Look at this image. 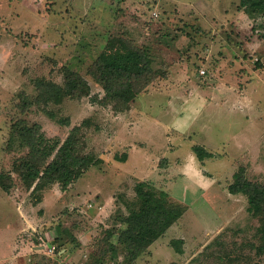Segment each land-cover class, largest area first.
I'll return each instance as SVG.
<instances>
[{"label":"rangeland","instance_id":"obj_1","mask_svg":"<svg viewBox=\"0 0 264 264\" xmlns=\"http://www.w3.org/2000/svg\"><path fill=\"white\" fill-rule=\"evenodd\" d=\"M114 38L125 41L116 46L149 56L150 71L132 81L138 89L132 101L154 102V115H161L136 134L143 143L132 150L124 144L134 122L123 114L131 106L116 94L128 81L96 62ZM66 69L89 83L90 93L57 102L52 83L65 84ZM217 83L248 86L242 96L248 115L231 121L235 115L224 112L211 128L221 142L229 137L216 151L231 153L205 158L207 186L195 180L194 170L191 177L172 172L163 181L173 153L164 130L181 112L173 105L162 114L158 104L174 99L178 105L192 84ZM85 119L78 144L97 161L66 188L57 181L33 192L14 170L30 149L15 132L40 124L46 136L63 142ZM191 135H184L186 142ZM1 173L0 264L20 253L15 264L127 263L129 252L117 241L119 216L128 213L141 182L167 192V201L182 199L186 210L132 264H264V212H250L248 196L230 189L239 178L264 185V11L242 0H0ZM112 196L113 209L99 217ZM82 230L89 234L80 240ZM57 237L65 243L60 246Z\"/></svg>","mask_w":264,"mask_h":264},{"label":"trees","instance_id":"obj_2","mask_svg":"<svg viewBox=\"0 0 264 264\" xmlns=\"http://www.w3.org/2000/svg\"><path fill=\"white\" fill-rule=\"evenodd\" d=\"M242 4L264 11V0H242ZM120 39L111 40L96 62L101 63L108 75L128 81V86L117 90L116 94L119 101H124L125 108H129L138 92V89L131 87L132 81L136 77L145 76L146 72L150 71V59L141 49L116 46L115 41ZM120 42L125 41L121 39ZM69 71L73 70L66 69V72ZM52 85L55 86L53 88L55 96L52 97L57 102H62L65 96L90 93L89 83L83 81L76 73L69 72L65 84L52 83ZM87 121L88 119H85L83 123L73 127L63 142L61 139L46 136L40 124L25 125L15 132L19 133L20 137H24L21 138L20 145H28L30 149L26 156H21L14 162V170L21 173L25 184L29 188L33 187V192L57 181L66 188L97 161L94 154L82 152L78 144L77 132ZM194 150L201 159L212 155L201 145H195ZM5 176L1 173L0 179ZM4 187L8 188L6 185ZM230 189L233 192L243 191L248 196L250 212L258 215L264 212V185L239 178L230 185ZM135 191L134 200L127 203L128 213L119 216L122 226L119 228L117 241L126 252H129L125 264H132L140 249L162 237L186 210L181 202L173 199L167 201L163 197L169 196L167 192L155 186L151 188L145 182L138 183ZM60 239L61 237H57L55 242H59L61 246L65 242Z\"/></svg>","mask_w":264,"mask_h":264},{"label":"crops","instance_id":"obj_3","mask_svg":"<svg viewBox=\"0 0 264 264\" xmlns=\"http://www.w3.org/2000/svg\"><path fill=\"white\" fill-rule=\"evenodd\" d=\"M164 86L165 88L167 87L166 85ZM192 87L194 88L192 92L189 95L185 96L183 101L180 102V104H173L174 99H172L173 101L168 100L165 103L166 106L164 103L158 104L160 105L159 107H161L160 112L162 114L167 112L166 108L176 109L173 105L179 107L178 110L181 112V115L179 117L173 118V123L168 125V128L164 130L166 138L168 137L171 140V142H166L167 145L170 147L171 152L173 151V153L171 158H168V164L164 167V169L167 171L161 173V176L159 177L162 178L163 181L166 175L170 177L172 175V172H175V175H177V172L183 174V172L188 173L194 170V173L198 172L196 175H192L196 178L195 180H197L198 183L199 180L203 183H206L208 180H206L205 176H203V169H207L206 165L208 160H205L207 156L204 159H200L193 146H204L205 149L212 154L211 156H208L209 158L222 159L221 155H229L231 153V150H229L230 152L223 153L216 151V149L219 148L220 145L223 147L227 146L225 143L227 138L229 137L223 139L222 142L220 141V139L216 138L217 135H215L211 130L213 124H215L217 120L219 121L224 112L229 113V115H235V117H231V121H233V119L235 118L238 120L240 118L238 114H241L243 117H246L248 115V110L245 109L246 100H242V96L247 95V85L243 86V88L238 85L237 88L236 85L230 86V84L228 83H217L210 85L208 84L207 86L201 84H192ZM153 103L154 102L146 101L145 98H136L135 101L131 102L130 109L127 111H123V114L125 116H130L131 118H133L132 121L134 122L130 130L131 135L128 138H126L127 136H125V138L127 139V143L124 144V146L131 147V150L135 147L139 148L138 146H136L138 143H143V139H137L136 134L140 133L141 130L144 129L145 124L150 123V120L153 119V117L157 118V121H159L160 119V113L156 114L155 116V113L152 111V108L154 107ZM125 118L127 119V117ZM249 122V124H251L250 118ZM195 124L199 127L194 128ZM124 130L126 131L125 128ZM189 133H192L191 140L186 142L187 138L184 135H187ZM203 133H205V137L203 136ZM231 134L237 136V141H240L238 133L231 132ZM174 137H179V141L174 142ZM238 144V149L243 147V144L241 142H239ZM164 146L166 147V143L164 144ZM132 154L133 153L131 151L128 155V160L131 159ZM163 155L166 156L165 154ZM215 155H217L218 157H216ZM189 176L191 177L190 174ZM194 177L189 178V180H193ZM202 185L207 186V183ZM169 186H171V183L169 184ZM167 187H165V189L168 190ZM175 199L177 201L184 202L182 199ZM110 201L111 199L107 197L106 202H103L100 207V210L98 211L99 217H101V215H103V217H106V215L110 211V208L113 209L115 204L113 196L111 207L109 205ZM174 224L172 226H174ZM87 234L89 233L82 230L78 234L79 239H83L82 236H85ZM79 250L75 249L73 251V254L78 252ZM21 256V253L18 256L15 255L11 264L17 263V259Z\"/></svg>","mask_w":264,"mask_h":264},{"label":"built area","instance_id":"obj_4","mask_svg":"<svg viewBox=\"0 0 264 264\" xmlns=\"http://www.w3.org/2000/svg\"><path fill=\"white\" fill-rule=\"evenodd\" d=\"M155 13L158 14L157 12H155ZM200 71H201V73H205L204 69H201ZM47 246H48L50 252H54L56 250V245L53 244L52 242H49Z\"/></svg>","mask_w":264,"mask_h":264}]
</instances>
